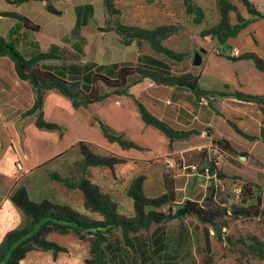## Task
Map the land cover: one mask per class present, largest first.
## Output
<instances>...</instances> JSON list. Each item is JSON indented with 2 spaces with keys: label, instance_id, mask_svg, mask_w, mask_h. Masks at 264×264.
Listing matches in <instances>:
<instances>
[{
  "label": "crops",
  "instance_id": "0c3cea01",
  "mask_svg": "<svg viewBox=\"0 0 264 264\" xmlns=\"http://www.w3.org/2000/svg\"><path fill=\"white\" fill-rule=\"evenodd\" d=\"M254 2L264 16V5ZM48 5L57 12L49 11ZM107 16L104 0H0V37L11 42L24 58L50 53L52 57L38 60L36 66L65 81L77 82L85 93H108L103 101L83 107L74 106L59 90L48 89L42 94L40 108L32 111L35 89L19 77L9 56L0 55V222L11 224L2 232L0 246L8 232L29 222L10 199L19 187H24L35 202L48 199L70 206L75 197L82 206L80 213H92L100 219L97 213L85 209L78 189L49 179L50 173L70 176L71 167L82 160L79 143L97 154L124 160L112 168L89 167L91 172L97 169L101 175H109L111 180L107 182L115 181L113 172L135 171L146 164L155 172L171 171L177 176L187 169L196 184L203 186L201 191L225 180L250 183L264 208V101H242L231 95L239 92L264 97V72L244 57L253 53L264 59V17L246 12L242 16L250 22L225 45L215 38L205 41L201 64L193 66L184 63L186 57L172 62L159 57L149 45L125 40L115 29L101 30ZM124 66L173 76L190 73L197 77L201 90L225 95L196 97L186 88L137 74L127 78L126 94L111 92L102 82L93 81L95 75L115 78ZM141 108L170 129L191 133L170 139L144 122ZM38 117L53 127L38 126ZM103 128L131 146L109 139ZM220 139L228 141L231 150L216 153L213 141ZM211 157L217 159L221 177L202 173ZM17 161L22 165L21 175L17 174ZM93 183L102 187L98 181ZM187 220L195 223L190 225ZM14 221H18L17 226H13ZM169 221L176 222L174 229L163 221L128 233L130 243L125 242L120 228L106 233L102 245L107 264H213L211 227L191 218ZM193 233L200 238V245L191 248L188 240ZM33 251L20 264H25ZM187 253L199 257L191 259Z\"/></svg>",
  "mask_w": 264,
  "mask_h": 264
},
{
  "label": "trees",
  "instance_id": "16d2710c",
  "mask_svg": "<svg viewBox=\"0 0 264 264\" xmlns=\"http://www.w3.org/2000/svg\"><path fill=\"white\" fill-rule=\"evenodd\" d=\"M9 1L21 2L23 0ZM216 1L219 21L214 28L206 34L215 38L219 44L225 45L226 40L235 37L250 20L244 18L230 0ZM238 1L244 6L249 15L264 17L250 0ZM184 2L188 12H192L194 9L191 7L190 0H184ZM104 3L108 15L118 12L112 0H104ZM230 12L234 13L235 22L230 21ZM25 22L27 23V21ZM115 30L120 35L128 33L129 37H136L147 41L153 50L163 52L173 60L180 61L183 59V54L161 47L158 43V38L168 31V27L159 26L153 30H145L136 26L119 25L115 27ZM0 55L9 56L15 63V68L19 77L28 80L35 89L36 99L32 111H36L40 108L42 94L48 89H57L67 95L71 98L74 106L88 107L94 103L103 101L108 96V93L99 95L95 91L85 93L77 82L65 81L49 70L37 67L36 64L38 60L53 56L50 53L38 54L32 58L26 59L11 42H7L0 37ZM226 57L231 60L237 59L230 56ZM244 57L250 58L254 62L256 68L264 72V59L253 53H247ZM136 74L139 75L140 78H150L157 83L186 88L196 97L208 98L211 94L225 95L223 92L216 93L201 90L198 87L197 77L190 73L173 76L168 73L150 71L139 67L124 66L118 69L115 78L110 79L105 76L95 75L93 81L102 82L107 88L111 89V92L126 94L128 88L126 80L128 77ZM231 95L242 101H264V97L250 96L239 92H232ZM140 111L145 123L152 125L170 139L183 138L191 133L174 131L157 118L151 116L143 108H141ZM37 125L47 128L53 127V125L43 122L40 117L37 118ZM103 130L109 139L117 141L122 146H131L130 143L121 140L120 137L107 133L104 128ZM213 144L216 146L215 149H217L218 152L222 150H231L228 141L224 139L215 140ZM79 150L82 155V171L90 166L112 168L115 164L124 162L123 159L113 155L97 154L84 143H79ZM213 158L215 161L217 160L215 157H211L210 159L213 160ZM210 159H207L204 166H208L211 176L215 175L221 177L222 175H217V163ZM86 176L87 175L82 172L78 179H71L68 178V176L61 177L57 173H50L49 179L60 182L69 189H78L82 193L85 209L97 213L100 219H90L66 204L56 203L48 199H43L39 202L32 201L29 199L24 187H19L11 193L10 199L28 217L29 222L21 229H15L6 234L3 244L0 246V264H20V261L25 258L26 254L35 248L42 250L58 249L59 247L55 243L45 238V236L51 232L59 234L73 233L80 239H83L84 234H90L92 236V240H90V255L95 258L97 264H107L104 257L105 248L102 243L105 240V234L114 228H120L125 242L130 243L128 241V233H135L139 228L148 229L151 224H158L169 220L183 221L191 218L196 219L201 224L214 228V219L223 214L221 209H219L213 201L214 199L212 197L215 196V193L212 196L209 195L203 203H199L194 199H186L182 203L177 204L176 208L173 209L171 202L174 201V191L171 187H168V184L166 186V181V192L164 194L152 198L147 197L143 192L144 177L140 175L133 179L127 190V196L131 198L133 203L134 214L132 217H126L120 214L116 202L111 199L109 194L104 193L98 185L91 182ZM237 185H241L242 187L241 193L238 196L241 200L240 203L243 204L245 200L254 198L256 201L254 208H256V210L259 209L261 207V200L259 195L255 193L253 189L254 186L248 182L236 183V186ZM165 204H169L165 211L155 210ZM150 207L153 209H147ZM241 209L242 207H239L238 211H234L233 214H243L245 216L258 214L256 210L251 213L250 211L242 212ZM203 230L208 232V228L205 226ZM7 254L8 258L5 260ZM258 257L264 260V257L260 254H258ZM85 262L86 264H92L90 259H87Z\"/></svg>",
  "mask_w": 264,
  "mask_h": 264
},
{
  "label": "rangeland",
  "instance_id": "374dc122",
  "mask_svg": "<svg viewBox=\"0 0 264 264\" xmlns=\"http://www.w3.org/2000/svg\"><path fill=\"white\" fill-rule=\"evenodd\" d=\"M254 1L264 5V0ZM254 1L252 2L255 5ZM230 2L236 6L241 15L246 14L244 6L238 0H230ZM112 3L118 12L107 16L106 26L101 30L115 29L119 25L136 26L145 30H153L159 26L168 27V31L158 38V43L161 47L183 54V58L186 57L184 62L187 63L186 65H189V63L192 65L193 49L205 48L204 42L212 38L206 33L210 32L219 21L216 0H190L191 7L194 9L190 13L184 0H112ZM229 15L230 21L235 22L234 13L230 12ZM121 36L125 40L134 39L139 44L149 45L153 53L168 61H173L165 53L153 50L145 40L129 37L128 33ZM90 169L87 167L82 171L81 161H77L71 167L68 178L78 179L83 172L87 175L86 177L90 176L92 178L91 182L98 181L102 186L99 188L104 193H109L111 199L116 202L120 214L126 217H132L134 214L133 203L131 198L127 196V190L133 179L140 175L144 177L143 192L151 198L166 192V181V186L168 184V187H171L174 191V201L171 202L173 209L176 208L179 202L187 199L186 197L198 199L199 203H203L209 195L212 196L215 193V196L212 197L213 201L223 214L214 219L215 229L211 228L214 235L213 264H264V260L258 257V254L264 257V208L260 207L256 210L254 208L256 204L254 198L245 200L241 204L240 198L235 197L233 190L236 183L232 180L222 181L221 185H208L205 191H201L203 186L196 184L195 178L190 175L191 173L187 169L177 176L176 173L171 171L155 172L152 167L146 164L144 167L136 168L135 171L118 170L116 174L113 172L115 181L110 182H107L111 180L109 175H101L100 171L97 172V169L91 172ZM183 182H185L184 188ZM71 200L70 207L80 213L82 206L75 197H72ZM168 206L169 204H165L155 210L165 211ZM239 207H242V212L250 211L253 213L256 210L258 214L247 216L233 214L234 211H238ZM86 217L97 219L98 216L89 213ZM186 223L191 225L195 221L187 220ZM12 224L17 226L18 221H14ZM165 224L173 229L177 225L175 221H167ZM9 226L11 224L6 221L0 222V242L3 238L2 232ZM24 226L20 224L16 229H21ZM139 230L145 229L139 228ZM45 238L55 243L59 248L55 250L35 248V251L27 256L25 264H86V258L90 259L92 264H97L95 258L89 252L90 240H92L90 234H84L83 239H80L73 233L59 234L51 232ZM199 239L193 233L188 240V244L191 248L198 246L200 245ZM187 256L192 259L193 257L198 258L199 254L187 253ZM7 258L8 254L5 260Z\"/></svg>",
  "mask_w": 264,
  "mask_h": 264
},
{
  "label": "built area",
  "instance_id": "2783aa9c",
  "mask_svg": "<svg viewBox=\"0 0 264 264\" xmlns=\"http://www.w3.org/2000/svg\"><path fill=\"white\" fill-rule=\"evenodd\" d=\"M194 50H197V49H193V51H192V57H193ZM215 152L218 153L217 149H215ZM210 160H212V159H210ZM213 160L215 161L214 158H213ZM213 160H212V161H213ZM215 163H217V160L215 161ZM15 166H16L17 174H18V175H21V174L23 173V169H22V165H21L20 161H17V162L15 163ZM203 173H204V175L211 176V174H210V172H209V168H208V166H204V167H203ZM241 188H242L241 185H237V186L234 188L233 191H234V194H235V197H236V198H238V196L240 195V193H241Z\"/></svg>",
  "mask_w": 264,
  "mask_h": 264
},
{
  "label": "water",
  "instance_id": "95a60500",
  "mask_svg": "<svg viewBox=\"0 0 264 264\" xmlns=\"http://www.w3.org/2000/svg\"><path fill=\"white\" fill-rule=\"evenodd\" d=\"M47 9L51 12H57L52 5H48ZM205 52L206 50L204 48H199L197 50H194L192 61H191L193 66H198L201 64V60H202L201 57H202V54H204Z\"/></svg>",
  "mask_w": 264,
  "mask_h": 264
}]
</instances>
